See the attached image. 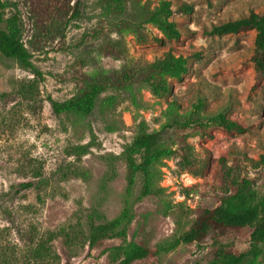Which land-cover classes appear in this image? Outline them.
<instances>
[{"label":"rangeland","instance_id":"374dc122","mask_svg":"<svg viewBox=\"0 0 264 264\" xmlns=\"http://www.w3.org/2000/svg\"><path fill=\"white\" fill-rule=\"evenodd\" d=\"M4 1L19 11L22 41L42 78L0 54V264H112V246L167 240L186 229L199 209L218 204L220 159L247 176L264 201V167L256 164L264 153V79L253 87L254 33H209L250 11L262 14L264 0H167L178 41L151 23L138 31L130 26L161 0H130L119 14L106 12L104 0ZM181 3L191 6L189 14L175 12ZM140 32L144 43L137 40ZM109 44L120 50L117 55L103 49ZM167 50L186 58L187 72L180 80L167 78L170 89L163 95H152L137 78L130 88L104 90L88 115L51 110L49 99L71 98L83 85L81 76L109 84ZM217 113L247 131L222 133L207 121ZM140 121L148 131L162 130L167 148L186 142L201 175L182 170L177 157L161 159L152 168L156 194L140 197L142 177L136 176L126 236L90 248L89 221L112 220L125 206L120 154ZM77 146H87L86 152ZM249 233H210L200 243L131 264H208L218 244L246 252ZM256 264H264V253Z\"/></svg>","mask_w":264,"mask_h":264},{"label":"trees","instance_id":"16d2710c","mask_svg":"<svg viewBox=\"0 0 264 264\" xmlns=\"http://www.w3.org/2000/svg\"><path fill=\"white\" fill-rule=\"evenodd\" d=\"M129 1L104 0L106 12L122 13ZM9 7L11 12L8 15L6 10ZM191 10V6L181 3L175 12L189 14ZM172 13L170 2L161 0L155 10L148 14L143 21L130 26L138 31L144 28V24L151 23L157 27L164 38L178 41L181 36L180 30L172 21L168 20ZM20 22V14L16 6L8 1L0 0V54L14 59L21 67L29 70L36 79H41L42 73L30 61V53L22 41ZM40 25L42 26L43 23L40 22ZM246 31L254 33L250 62L255 72L253 87H257L259 82L264 79V12L261 14L250 11L247 16L242 18L212 26L209 33L226 35ZM146 37V34L140 32L137 40L144 43ZM155 41L160 43L162 40L155 39ZM103 49L109 55H117L120 51L113 44H109ZM186 72V58L167 50L141 69L121 72L109 84L81 76L80 80L83 85L78 87L77 92L71 98L61 102L49 99V102L51 110L55 114L88 115L95 107L99 95L109 87L119 90L127 89L139 78L149 87L152 95L161 96L170 89L167 78L180 80ZM138 74L139 76H137ZM106 101L108 105H111L113 98H107ZM207 121L226 135L241 134L247 131L246 126L226 117L223 113L210 116ZM161 134L162 130L148 131L145 122H139L134 138L120 154V158L126 166L125 206L121 213L112 220L89 221L88 242L90 248L95 247L103 240L126 236L127 228L133 217L129 198L136 176L141 175L142 177L140 197L156 194L160 190H155L153 187L152 168L161 159L177 157L182 170L192 173L195 177L201 175L202 166H199L192 157V148L186 142L178 150L167 148L161 140ZM75 149L86 152L87 146H77ZM219 161L221 168L215 175V179L219 183L217 188L219 196L218 204L215 207L199 209L186 229L151 247L134 241L112 246L108 249L112 264H131L136 261L156 258L168 254L180 246L200 243L210 233L222 236L228 231L236 232L242 229L250 230L249 249L246 252L235 253L228 246L218 244L208 264H256L257 257L264 253V201L258 199L253 182L247 176L234 172L232 168L225 165L223 159ZM256 164L264 167V153L258 157Z\"/></svg>","mask_w":264,"mask_h":264}]
</instances>
